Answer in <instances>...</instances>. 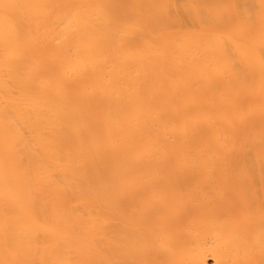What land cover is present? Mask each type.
Wrapping results in <instances>:
<instances>
[{
    "label": "bare ground",
    "instance_id": "obj_1",
    "mask_svg": "<svg viewBox=\"0 0 264 264\" xmlns=\"http://www.w3.org/2000/svg\"><path fill=\"white\" fill-rule=\"evenodd\" d=\"M0 264H264V0H0Z\"/></svg>",
    "mask_w": 264,
    "mask_h": 264
}]
</instances>
